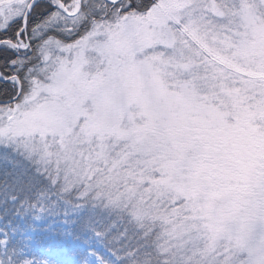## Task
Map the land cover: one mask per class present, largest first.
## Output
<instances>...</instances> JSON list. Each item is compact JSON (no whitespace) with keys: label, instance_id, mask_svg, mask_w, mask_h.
<instances>
[{"label":"snow or ice","instance_id":"snow-or-ice-1","mask_svg":"<svg viewBox=\"0 0 264 264\" xmlns=\"http://www.w3.org/2000/svg\"><path fill=\"white\" fill-rule=\"evenodd\" d=\"M0 264H264V0H0Z\"/></svg>","mask_w":264,"mask_h":264}]
</instances>
